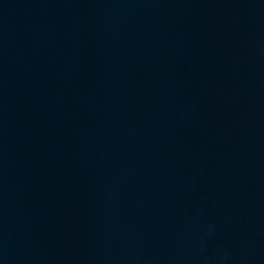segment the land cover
Returning <instances> with one entry per match:
<instances>
[{"label": "water", "instance_id": "1", "mask_svg": "<svg viewBox=\"0 0 264 264\" xmlns=\"http://www.w3.org/2000/svg\"><path fill=\"white\" fill-rule=\"evenodd\" d=\"M0 264H264V0H0Z\"/></svg>", "mask_w": 264, "mask_h": 264}]
</instances>
